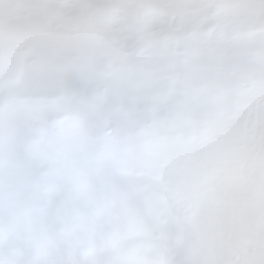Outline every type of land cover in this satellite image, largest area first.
Wrapping results in <instances>:
<instances>
[{
  "label": "clouds",
  "instance_id": "obj_1",
  "mask_svg": "<svg viewBox=\"0 0 264 264\" xmlns=\"http://www.w3.org/2000/svg\"><path fill=\"white\" fill-rule=\"evenodd\" d=\"M0 264H264V0H0Z\"/></svg>",
  "mask_w": 264,
  "mask_h": 264
}]
</instances>
